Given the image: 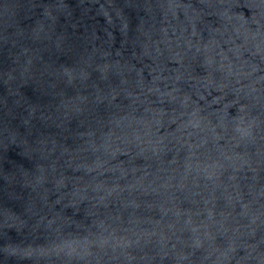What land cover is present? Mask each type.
I'll list each match as a JSON object with an SVG mask.
<instances>
[{"label": "clouds", "instance_id": "1", "mask_svg": "<svg viewBox=\"0 0 264 264\" xmlns=\"http://www.w3.org/2000/svg\"><path fill=\"white\" fill-rule=\"evenodd\" d=\"M0 264H264V0H0Z\"/></svg>", "mask_w": 264, "mask_h": 264}, {"label": "water", "instance_id": "2", "mask_svg": "<svg viewBox=\"0 0 264 264\" xmlns=\"http://www.w3.org/2000/svg\"><path fill=\"white\" fill-rule=\"evenodd\" d=\"M245 11V15H248V11L247 10H244ZM99 19V22L102 24L103 23V19L102 18H98ZM118 46V45H117ZM71 173H69L70 175Z\"/></svg>", "mask_w": 264, "mask_h": 264}]
</instances>
